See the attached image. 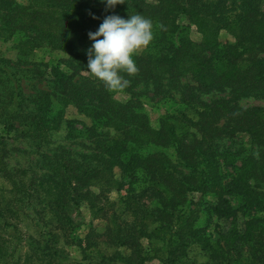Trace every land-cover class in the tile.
I'll return each mask as SVG.
<instances>
[{"label": "trees", "instance_id": "trees-1", "mask_svg": "<svg viewBox=\"0 0 264 264\" xmlns=\"http://www.w3.org/2000/svg\"><path fill=\"white\" fill-rule=\"evenodd\" d=\"M22 1L0 0L3 31L35 32L36 39L67 54L60 62L71 74L85 69V61L107 62L106 51L127 38L133 46H144L136 62L148 78L165 79L173 86L188 76L194 84L182 91L186 99L181 100L197 118L185 112L166 115L158 128L133 98L115 97L109 80H70L57 67L51 73L58 87L40 90L34 99L20 90L0 91L3 128L17 122L16 131L43 143L65 123L66 137L91 143L88 160L58 159L57 177L37 181L46 204L59 211L63 224H72L69 209L85 200L91 216L105 220V241L115 248L91 249L96 242L87 239L83 252L94 256L88 264H145L150 249L141 239L150 240L152 223L164 235L160 264H264V191L250 182L264 183V107L233 108L224 100L189 103L201 92L223 88L232 100L264 95V13L246 8L259 0H240L246 7L236 16L205 11L197 0H128L129 6L135 1L133 10L102 6L109 0ZM191 25L199 40L190 37ZM222 33L229 39L222 40ZM68 106L89 124L77 128L76 120L65 117ZM238 132H246L262 149L255 161L246 158L235 166L232 155L220 151L215 140ZM150 146L159 149L152 152ZM167 148L175 159L164 151ZM222 165L232 168L227 181ZM138 178L145 184L140 192L130 187ZM113 190L125 194L112 199ZM233 194L241 197L237 207L230 203ZM209 196L212 200L206 199ZM143 197L153 204L146 205ZM213 218L219 228L215 240L208 234ZM191 245L199 247L204 260L188 257ZM2 247L0 241V254ZM24 260L62 263L58 250L47 243L30 244Z\"/></svg>", "mask_w": 264, "mask_h": 264}, {"label": "rangeland", "instance_id": "rangeland-1", "mask_svg": "<svg viewBox=\"0 0 264 264\" xmlns=\"http://www.w3.org/2000/svg\"><path fill=\"white\" fill-rule=\"evenodd\" d=\"M128 2V0H109L101 4L104 7L120 10L135 9V1H132V6H129ZM196 3H199L205 11H216L229 16L243 14V8L246 7L240 0L223 2L197 0ZM246 8L253 13H264V0L252 1ZM180 22L186 23V20L180 19ZM35 36V32L29 30L15 31L13 35H7L0 25V91L15 93L16 90H20L24 97L29 100L34 99L40 90H53L58 87V81L51 73V68L57 67L64 74L69 75L70 80L83 78L95 81L109 80L111 87L115 89V97L120 100L133 98L140 111L147 114L154 128H158L162 119L170 114L185 112L189 117L197 118L196 112L187 108L186 101L181 100L182 97L186 99L182 91L186 93V89L194 85L193 82L185 76L180 82L170 86L165 79L154 81L148 78L143 67L136 62V56L141 52L143 45L133 46L131 39H121L106 51L107 62L85 61V69L71 74L65 64L60 62L67 57V54L60 50H52L45 41L36 39ZM190 37L193 40H199L200 37L192 25ZM220 38L226 40L229 36L222 33ZM122 85L125 87L122 88ZM222 100L228 101L229 106L233 108L264 107V95L252 94L232 100L229 90L225 88L201 92L196 100L191 99L189 103L205 104ZM65 117L76 120L74 125L77 128L89 124V121L79 115L72 106L65 109ZM13 125L5 129L0 124L2 142L0 147L3 146V149H0V241L3 245L0 264H31L25 262L24 253L30 249L32 243H38L40 246L47 243L58 250L61 264H88L90 260L92 261L91 257L94 256L89 252H83L87 239L92 243L96 242L91 249L101 247L110 252L115 247L107 246L105 241L106 222L91 216L87 200L82 201L78 207L73 206L69 209L73 221L71 225H65L60 221L59 211L51 204H46L47 197L37 187L40 178L57 177L54 162L58 159L70 157L76 162L88 160L85 155L91 153V143L83 138L66 137L65 123H61L60 128L52 132L51 139L43 143L16 131L19 127L17 122ZM215 144L220 151L232 155L235 166H239L246 158L255 161L262 149L252 143L246 132L224 135L215 140ZM149 149L154 152L159 148L150 146ZM164 151L175 159L172 148ZM221 171L224 181L233 175L229 166L222 165ZM143 182V179L138 178L130 187L140 192L145 185ZM250 182L255 189L264 191V183L252 179ZM124 194L125 190H113L109 196L117 199L119 195ZM192 196L198 198L199 195ZM206 199L212 200L210 196ZM229 199L233 207L241 203V197L238 195H230ZM142 202L149 207L153 204V201L147 197H143ZM215 220L213 218L208 227V234L213 240L217 238L219 229ZM221 223L226 225L224 221ZM150 229L152 231L150 240L141 239L142 245L148 246L145 249H150V258L145 264H160L158 256L164 250V235L157 230L156 223H152ZM123 252L126 253L127 250ZM187 254L190 259L197 262L204 260L203 252L196 245H191Z\"/></svg>", "mask_w": 264, "mask_h": 264}]
</instances>
